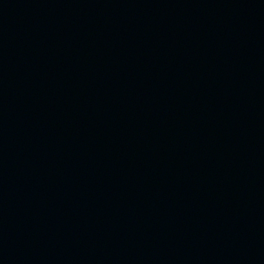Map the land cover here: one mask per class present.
I'll use <instances>...</instances> for the list:
<instances>
[{
    "label": "water",
    "instance_id": "obj_1",
    "mask_svg": "<svg viewBox=\"0 0 264 264\" xmlns=\"http://www.w3.org/2000/svg\"><path fill=\"white\" fill-rule=\"evenodd\" d=\"M0 264H264V0H0Z\"/></svg>",
    "mask_w": 264,
    "mask_h": 264
}]
</instances>
